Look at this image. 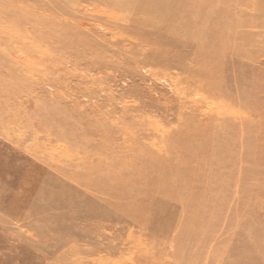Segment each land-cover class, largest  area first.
I'll list each match as a JSON object with an SVG mask.
<instances>
[{
	"label": "bare ground",
	"instance_id": "1",
	"mask_svg": "<svg viewBox=\"0 0 264 264\" xmlns=\"http://www.w3.org/2000/svg\"><path fill=\"white\" fill-rule=\"evenodd\" d=\"M27 1L0 0V76L2 66L8 58L6 55L10 54L15 61L20 56V59L26 62V56L20 53L19 48L22 46L25 49H30L33 38L43 39L41 30L43 27L44 30L50 31L46 36V40H43L47 45L46 50L58 48L64 51H79L85 49V54H95L101 58V63L100 59L98 60L103 68L115 69L122 64L125 65L126 68L124 67L125 70L122 74L128 73L132 79V85L127 93H143L146 95L147 101H140L133 108L128 109L130 111L132 109L140 111L138 115H129V111H123L121 123H103L95 129V133L78 132L76 127L69 124L73 127V132L66 133L65 136L56 134V136L46 140L49 133L46 137H42L40 134L42 132L37 126L32 125L27 119L25 122L22 107L19 105L16 107V101L12 100L13 97L10 91L19 86L26 87V85L20 84L17 86L15 80L8 83L7 90L2 91L0 89V143L5 142L8 148L19 152L11 158L14 161L13 163L16 162L17 167L13 166L8 171L9 178L7 177L1 183H3V186L8 184L15 186L17 181L28 182V187L17 185L18 192L11 196L10 200L36 190L38 185H31V182L42 177V175L35 173L36 169L40 170L41 173L49 171L52 175L49 174L48 181L52 183L62 182L52 193L47 192L49 194L48 199L51 200L53 197L57 203L66 207L77 206L76 208L87 209L89 211L87 216L98 220L96 224L92 223V225L101 224V221L110 224H121L123 229L120 233L125 235L129 233V237L132 235L130 239L136 241L137 244L138 253L132 264H146L148 260L152 261L157 255L161 258L159 260H165V262L161 261L163 264H179V257L177 259L170 258L169 256L172 253L168 248L161 243H157L156 239L148 238L147 228L142 225L143 217L146 214L149 216L159 215L162 210L160 207V209L155 208L151 203H147L151 201V196L148 197L146 193L130 189L129 186L134 183L129 175L136 171H144L155 162H163V165L168 164V167L172 166L169 164H178L183 159V154L177 148H174L175 151L169 148V145L176 141L184 146L187 144L189 153L192 152L195 156L199 155L196 141H200V144L202 141L209 142V139L212 138L211 133L215 131V125L219 126L220 122L232 126L241 122H249L257 126L259 132L264 134V128L261 130L264 120L258 115V113L261 114L260 108L258 113L255 108L256 117H252L246 111L242 113L235 107L236 103L242 99L241 91L238 94H232L231 92V85L234 84L237 89L241 88L246 83V79L249 80L251 77L256 78V83L252 86V92H264V85L259 83L260 80H263L262 76H264V62L263 68L259 69H254L250 65L243 67L246 62L234 63L232 61L234 57L231 58L228 55V53H238L244 47L247 51L248 49H256L252 52V55L257 60L264 56V48L258 47L259 43H264V21L256 16L257 9L262 6L258 4L252 6L255 17L249 20V9H247V14L242 10L223 11V4L226 7L235 8L236 3H232V1L235 2L234 0H31L30 4ZM262 2L264 3V1ZM250 4L251 2L246 3V5ZM60 7H67V12L63 14L55 13L58 12ZM50 8H53V10H50ZM21 9L24 10L25 14L19 15V13H22ZM262 9H264V5ZM44 16H47L48 19H45ZM245 16L246 19L243 18ZM97 18L103 20L99 22L101 24L94 21ZM27 24H30L33 29L32 39L22 36V34L27 35L25 30L30 28ZM161 30L164 31L162 38L157 36L158 31ZM111 36L114 37L112 40H110ZM115 38L119 40L118 44L113 42ZM240 42L243 43L239 44ZM193 44L202 48V52H205V54L207 53L205 66H199L196 69L192 65H186L189 55L182 53L181 48L176 49V46L189 47ZM3 51H6L5 57L2 56ZM220 59L223 60L222 68L217 64ZM83 60H78V62ZM10 66L13 67L12 64ZM161 67L164 70L160 69ZM141 68H143L144 73L140 72ZM171 69H176L177 74L169 73ZM246 70L249 73L248 76H241V72ZM194 71L198 75L207 76V78L193 81ZM14 72V77L20 75V69ZM24 76L30 77L26 73H24ZM160 76L168 82L170 87V93L165 92L163 94V106H161L159 99H154L150 94L155 86L148 87L146 84H142L147 79H152L157 83ZM138 80H140L139 83H137ZM215 85L223 86L219 88L220 91L216 95H202L204 91L211 90ZM194 95L202 97H195ZM151 105L153 106L152 109L162 110L160 115L163 118L169 113L173 114L174 121H164L160 115H158V119L152 120L149 114L146 113L152 110ZM61 116H58V118ZM130 116L133 117L128 121L127 119ZM56 118L47 114L44 115L42 121L45 119L57 125L65 124L64 119L57 118L56 120ZM16 120L21 121L19 123L24 125V129L15 128ZM42 121H39V124ZM140 129L142 131L139 132ZM151 129L153 132H150ZM29 130H32V134L28 133ZM74 133L87 134L88 138L87 140L84 138L70 140V134ZM61 136L68 140L70 144L58 143L57 146H54L53 141ZM182 137L184 138L182 139ZM68 166H72V169ZM199 166L203 167L200 164ZM160 167L162 168V166ZM179 167L181 168V166ZM0 168H3V166ZM211 169L213 168L211 167ZM14 170L15 177H12ZM53 172L62 180H58V177L53 176ZM178 172L183 173L185 171L178 170ZM220 175L222 176L221 173ZM126 178H130V180ZM140 178L142 177H138V179ZM150 181L152 183L151 179H149ZM16 188L13 189L16 190ZM262 188H264V185ZM263 193L264 189L259 188L257 190V194L261 195ZM45 196L47 197L46 193ZM198 197L200 196L198 195ZM180 201L179 204L181 205ZM94 204L99 207V212L95 213L90 208ZM187 209L190 210V208L184 206V211ZM257 209V213L254 211V214L258 217L261 214L259 212L262 210L261 208ZM27 210L33 211V206L30 205ZM179 211H181V208ZM15 213L19 217L22 209L16 208ZM73 217L72 215L67 216L71 219ZM129 222L135 224V227H130ZM253 225L257 228V233L252 237L255 246L246 248V250L254 254L257 248H264V239H261V235L264 236V220L261 222L257 219ZM133 230H135V233ZM171 245L173 246V244ZM8 250L7 254H3L0 250L1 263L2 261H9V263L14 261L15 258L10 250L15 251V248L10 247ZM161 262L159 261L158 264ZM218 264H221V262Z\"/></svg>",
	"mask_w": 264,
	"mask_h": 264
},
{
	"label": "rangeland",
	"instance_id": "2",
	"mask_svg": "<svg viewBox=\"0 0 264 264\" xmlns=\"http://www.w3.org/2000/svg\"><path fill=\"white\" fill-rule=\"evenodd\" d=\"M234 1L232 3H236L235 8L231 6L226 7L223 4V11L233 12L235 10H242L247 14V9H249V20L255 17L252 6L258 4L263 7L264 5L262 2L264 0ZM19 2H22V0H19ZM31 2V0L27 1L28 4ZM247 2H251V4L246 5ZM262 7L257 9L256 16L264 21V9ZM50 10H53V8H50ZM21 12L19 15L25 14L23 9H21ZM66 12L67 7H60L58 12L55 13L63 14ZM44 18L48 19L47 16H44ZM243 18L246 19V16ZM94 21L101 24L99 22L103 20L97 18ZM27 25L30 26V28L25 30V34L27 33V35L22 34V36L32 39L33 29L30 24ZM41 30L43 39L38 37L33 38L30 49H25L22 46L19 48L20 53L26 56V62L21 60L20 56L15 61L10 54L6 55L8 58L2 66L0 89L2 91L7 90L8 83L14 80L17 81V86L20 84L26 85V87L19 86L18 88H14L10 91V94L13 97L12 100L16 101V107L18 105L22 107L21 110H23L22 112L25 115V122L27 119L32 125L37 126L42 132L40 133L42 137H46L48 133L49 136L46 140L56 136V134L65 136L67 135L66 133L73 132V127H76L78 132L87 131L86 133H95V129L99 128L103 123H121L123 111H129V115H138L140 113L138 110L132 109L130 111L128 109L133 108L140 101L146 102L147 97L143 93H127L132 85V79L128 73L122 74L126 68L125 65L122 64L119 68L115 69L103 68L100 66L101 58L95 54H85V49H80L79 51H64L58 48L46 50L47 45L43 40H46V36L50 31L44 30L43 27ZM163 35L164 31H158L157 36L162 38ZM113 38L111 36L110 40ZM113 42L118 44L119 40L115 38ZM241 43L243 42L239 44ZM258 47L264 48V43H259ZM178 48H181L182 53L189 55L186 65H192L194 69L199 66H205L207 53L202 52V48H199L196 44L189 47L176 46V49ZM254 50L256 49H248L247 51L246 48L242 47L238 53L233 52L228 53V55L231 58L234 57L232 59L234 63L246 62L243 67L250 65L254 69L263 68L264 56H261L258 60L255 59L252 55ZM5 52L3 51L2 53L3 57H5ZM82 59L84 60L78 62V60ZM98 59H100V63ZM96 60L98 61L95 62ZM217 64L222 68L223 60H218ZM17 69H20V75L14 77V71ZM160 69L164 70L163 67ZM246 71L241 72V76L247 77L249 73ZM140 72L144 73L143 68L140 69ZM195 72L192 76L193 81L205 80L207 78V76L198 75ZM24 73L28 74L31 78L25 77ZM169 73L176 75L177 70L171 69ZM262 77L263 80H260L259 83L264 85V76ZM162 78L160 76V84H158L159 82L152 81V79H147L142 83L148 87L155 86L150 94L154 99L160 100L161 106H163L162 103L164 102L163 94L165 92L170 93L168 82ZM255 81L256 78L253 77L249 80L246 79L243 87L238 89L233 84L231 85V92L232 94H238L241 91L242 99L236 103L235 107L242 113L246 111L252 117H256L255 108L257 109V113L260 108L261 114L264 116V92H252V86L256 83ZM139 82L140 80L137 83ZM222 87V85H215L211 90L204 91L202 95H216L220 91L219 88ZM152 108L153 106L151 105ZM146 113L149 114L152 120H156L158 119V115L162 114V110L154 108ZM43 114L53 115L57 118L62 115L59 118L64 119L65 124L57 125L45 119H43V122ZM261 114L258 113L264 120ZM131 117L133 116H130L127 120L129 121ZM166 117H162L161 119L164 121H174L175 118L171 113L167 114ZM39 121L42 122L39 124ZM19 122L21 121L16 120L15 128L24 129V125ZM222 123L220 122L219 126L215 125V131L211 133L212 140L209 139V142L202 141L201 144L200 141H196L195 144L198 145L200 158L199 155L195 156L192 152L189 153L187 144L184 146L176 141L174 142L175 144L171 143L169 148L172 151H175L177 148L183 154V159L178 164H169L172 166L168 167V164L163 165V162H155L154 164L152 163L154 166L151 164L148 169L136 171L131 173V176L129 175L133 183L136 184L132 183L134 186H129L130 189L132 191L134 189V191L139 190L146 193L148 197L151 196V201L147 203H151L155 208L160 207L162 210L159 215L149 216L146 214L143 217L142 225L147 228L148 238L156 239L157 243H161L164 247L168 248L172 253L169 256L170 258L174 257L177 259L179 257V264H218L219 262L221 264H264L263 247L257 248L254 254L246 250V248H253L255 246L252 237L257 233V228L256 224H253L256 223L257 219L261 222L264 220V193L261 195L257 194L259 188L264 189L262 188L264 185V134L259 132L257 126L249 122H241L238 125L234 124V126ZM69 124L73 127L69 126ZM263 128L264 123L261 125V130ZM31 131L29 130L28 133L32 134ZM150 132H153V130L151 129ZM86 135L74 133L70 134L69 138L70 140H80L81 138L87 140L88 137ZM62 136L54 140L52 144H55L54 146H57L58 143L69 145L70 142L62 138ZM17 152L19 151L15 152V150L8 148L7 143H0V167L3 166V168H0V250L3 254H7L10 247L15 248V251H10L16 259L12 263L2 261L0 264H39L40 261H42L40 264L134 263L133 259L138 253L137 244L136 241L130 239L132 235L129 237V233L126 235L120 233L123 229L121 224H110L109 222L101 221L102 223L98 224L99 227L98 225H92V223L96 224L98 220L97 218L88 217L89 211L87 209L76 208L77 206L66 207L57 203L53 197L51 200L48 199L49 194L47 192L52 193L59 186V183L62 182L52 183L48 181L49 174L50 176L52 175L49 171L41 173L40 170L36 169L35 173L42 175L40 179L31 182V185H38L36 186V190L10 200L11 196L18 192L17 185L28 187V182L17 181L15 186L12 184L3 186V183H1L7 177L9 178L10 174H8V171L13 166H16V162L13 163L14 161L11 158ZM198 163L203 167H200ZM68 167L72 169V166ZM178 170L185 172L180 173ZM14 172L15 170L13 171V175H11L12 177H15ZM53 176L58 177V180H62L55 172H53ZM138 177L142 178L138 179ZM130 178L126 179L130 180ZM149 179L152 180V183L151 181L149 182ZM162 183L163 185H161ZM13 188H16V190ZM82 204L84 205L85 203ZM30 205L33 206V211L30 210L31 213L27 210ZM184 206L190 208V210L184 211ZM16 208L22 209L19 217L16 216ZM90 208L95 213L100 210L95 204ZM180 208L181 211H179ZM257 208H261L262 210L259 212L261 214L258 217L254 214V211L257 213ZM178 212H181L182 216ZM70 215L74 217L72 219L67 218ZM128 224L130 227H135V224L131 222ZM133 231L135 233V230ZM261 237V239H264L263 235ZM176 249L178 250L176 251ZM90 257L91 259H89ZM154 258L152 261L148 260L146 264H158L159 261L165 262V260H159L161 258L158 255ZM184 260L186 262H183ZM162 262L160 264H163Z\"/></svg>",
	"mask_w": 264,
	"mask_h": 264
}]
</instances>
